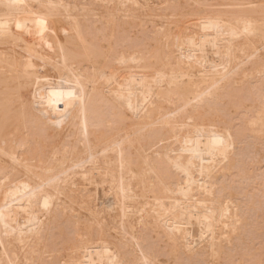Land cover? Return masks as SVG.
Returning <instances> with one entry per match:
<instances>
[{
	"label": "bare ground",
	"instance_id": "obj_1",
	"mask_svg": "<svg viewBox=\"0 0 264 264\" xmlns=\"http://www.w3.org/2000/svg\"><path fill=\"white\" fill-rule=\"evenodd\" d=\"M0 264H264V0H0Z\"/></svg>",
	"mask_w": 264,
	"mask_h": 264
}]
</instances>
